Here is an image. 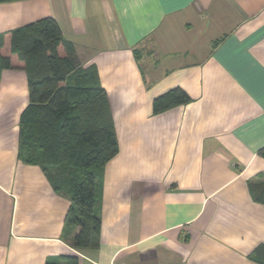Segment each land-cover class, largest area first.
I'll use <instances>...</instances> for the list:
<instances>
[{"label": "crops", "instance_id": "0c3cea01", "mask_svg": "<svg viewBox=\"0 0 264 264\" xmlns=\"http://www.w3.org/2000/svg\"><path fill=\"white\" fill-rule=\"evenodd\" d=\"M45 17L96 66L119 151L98 187L100 234L76 250L70 196L18 156L26 71L2 70L0 264H264V0L4 1L0 37ZM175 87L192 100L154 113Z\"/></svg>", "mask_w": 264, "mask_h": 264}, {"label": "trees", "instance_id": "16d2710c", "mask_svg": "<svg viewBox=\"0 0 264 264\" xmlns=\"http://www.w3.org/2000/svg\"><path fill=\"white\" fill-rule=\"evenodd\" d=\"M13 1V0H0ZM26 71L29 102L20 117L19 159L39 165L53 188L70 196L65 225L74 228L72 245L89 248L100 234L98 187L107 162L119 151L109 97L95 65L83 66L72 42L53 17H45L0 37V73ZM191 96L175 87L157 96L154 113L187 104ZM264 157V149L260 151ZM262 178V176H261ZM264 203V181L253 186ZM254 257L264 263V245ZM76 254L46 264H79Z\"/></svg>", "mask_w": 264, "mask_h": 264}]
</instances>
